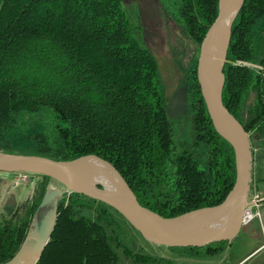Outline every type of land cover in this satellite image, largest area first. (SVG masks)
I'll return each mask as SVG.
<instances>
[{
    "label": "trees",
    "instance_id": "1",
    "mask_svg": "<svg viewBox=\"0 0 264 264\" xmlns=\"http://www.w3.org/2000/svg\"><path fill=\"white\" fill-rule=\"evenodd\" d=\"M159 1L200 45L217 14V0ZM244 62H256L259 69ZM196 65L197 60L190 78V125L180 132L167 116L156 59L134 33L122 0H0V138L26 117H36L44 131L33 137L37 152L30 154L61 160L96 154L115 166L142 206L165 217L216 205L234 182V152L212 125ZM223 73L224 106L249 137L260 135L264 0H244L231 28ZM249 91L255 92V103L252 117L244 121ZM40 176L24 208L0 218V264L17 252L31 227L49 182ZM91 204L97 207L95 218L80 212ZM114 213L123 218L85 195H64L54 231L35 264H117ZM225 243L167 248L201 258L222 254Z\"/></svg>",
    "mask_w": 264,
    "mask_h": 264
},
{
    "label": "water",
    "instance_id": "2",
    "mask_svg": "<svg viewBox=\"0 0 264 264\" xmlns=\"http://www.w3.org/2000/svg\"><path fill=\"white\" fill-rule=\"evenodd\" d=\"M243 3L244 0H217V14L199 45L196 65L197 81L212 125L234 152L235 178L224 199L213 206L165 217L142 206L115 166L96 154L61 160L0 149L1 172H26L50 180L19 249L2 264H35L39 260L56 226L59 202L67 193L82 194L112 207L154 245L205 247L230 242L244 228L258 233L261 245L264 244L260 220L250 209L254 202L249 199L253 160L249 133L222 101L231 28Z\"/></svg>",
    "mask_w": 264,
    "mask_h": 264
},
{
    "label": "rangeland",
    "instance_id": "3",
    "mask_svg": "<svg viewBox=\"0 0 264 264\" xmlns=\"http://www.w3.org/2000/svg\"><path fill=\"white\" fill-rule=\"evenodd\" d=\"M122 6L134 33L156 59L167 116L173 127L181 132L184 127L190 125L192 113L190 78L197 60L199 45L187 34L182 25L170 18L159 0H122ZM244 63L252 70L259 69L256 62ZM255 96L254 91H249L245 97L241 112L244 121L252 117L250 109L255 103ZM42 131L44 126L38 118L26 117L19 128L10 129L9 133L0 138V149L13 153H36L37 144L33 137ZM259 134L264 138V126L259 130ZM254 135H250V138L252 139ZM256 143L258 139L253 138V145ZM25 173L0 171V218H8L16 210L21 211L23 205L35 195L41 176ZM95 210L96 205L91 204V208L83 207L80 212L84 216L95 218ZM114 216L119 225L113 227L118 234L115 235L117 239L112 242L118 256L117 264H233L251 249L250 246L238 249L246 239L245 234L241 232L233 240L225 243L222 254L191 258L165 246L144 241L123 218L115 213ZM124 249L129 253H125ZM242 264L255 262L246 259Z\"/></svg>",
    "mask_w": 264,
    "mask_h": 264
},
{
    "label": "crops",
    "instance_id": "4",
    "mask_svg": "<svg viewBox=\"0 0 264 264\" xmlns=\"http://www.w3.org/2000/svg\"><path fill=\"white\" fill-rule=\"evenodd\" d=\"M253 138L258 139V143L253 145L252 180L249 199L251 201L256 199V202L251 205L250 209L253 215L260 220L262 237L264 238V138L260 135H254ZM241 232L245 234L246 239L238 246V249L244 246H250L251 249L234 261L233 264H242L246 259L254 260L255 264H264V244L261 245L259 234L253 230L249 232L246 228L239 233ZM224 257H226L225 254Z\"/></svg>",
    "mask_w": 264,
    "mask_h": 264
},
{
    "label": "built area",
    "instance_id": "5",
    "mask_svg": "<svg viewBox=\"0 0 264 264\" xmlns=\"http://www.w3.org/2000/svg\"><path fill=\"white\" fill-rule=\"evenodd\" d=\"M26 174V173H25ZM253 202L255 203L256 202V199H253Z\"/></svg>",
    "mask_w": 264,
    "mask_h": 264
}]
</instances>
